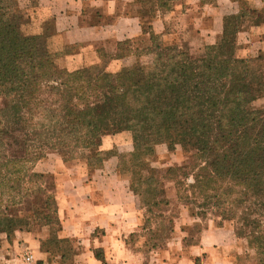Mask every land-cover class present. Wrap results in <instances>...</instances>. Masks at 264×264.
Listing matches in <instances>:
<instances>
[{
	"label": "trees",
	"instance_id": "16d2710c",
	"mask_svg": "<svg viewBox=\"0 0 264 264\" xmlns=\"http://www.w3.org/2000/svg\"><path fill=\"white\" fill-rule=\"evenodd\" d=\"M241 27L239 19L228 20L220 42L201 55L153 34L146 44V35L135 55L151 56L150 63L115 74L98 66L72 73L56 64L42 37L22 33L18 0H0V232H10L11 208L30 196L25 186L42 189L46 176L36 165L49 151L66 161L86 158L94 170L118 158V173L128 175L131 192L148 208L160 205L161 189L145 160L157 145L175 142L195 151L186 165L166 172H191V183H176L185 188L178 199L188 207L203 201L198 217L211 205L264 264V108L255 107L264 100V57L237 56ZM124 132L133 136V154L100 150L102 138ZM44 204V221L56 214L59 239L70 240L60 238L58 199ZM75 254L63 252L61 263Z\"/></svg>",
	"mask_w": 264,
	"mask_h": 264
},
{
	"label": "crops",
	"instance_id": "0c3cea01",
	"mask_svg": "<svg viewBox=\"0 0 264 264\" xmlns=\"http://www.w3.org/2000/svg\"><path fill=\"white\" fill-rule=\"evenodd\" d=\"M26 5L30 35L42 37L56 64L72 73L95 66L118 73L138 58V42L151 34L166 46L203 54L220 42L231 18L242 24L237 56L264 57V0H26ZM103 144L110 150L114 140L106 137ZM117 159L100 170L78 166L75 175L47 159L36 165L37 172L56 177L60 238L80 241L74 264H253L234 230L213 225L189 248L176 229L165 253L146 263L126 242L139 229L142 210L129 180L118 173Z\"/></svg>",
	"mask_w": 264,
	"mask_h": 264
},
{
	"label": "rangeland",
	"instance_id": "374dc122",
	"mask_svg": "<svg viewBox=\"0 0 264 264\" xmlns=\"http://www.w3.org/2000/svg\"><path fill=\"white\" fill-rule=\"evenodd\" d=\"M18 4L22 12V33L26 36H31L30 34L33 31L30 29L31 20L29 12L27 11L26 0H18ZM148 40L149 38L147 37L143 42L148 44ZM40 43L42 45L44 44L42 38L40 39ZM143 46L144 44H142ZM178 48L181 51H184L186 48L189 49L188 47ZM150 60L151 58H148V56H141L133 60L131 66L137 62L148 64ZM99 68L104 69L105 67L101 66ZM1 106L2 99L0 98ZM255 107L260 109L264 108V100L256 102ZM106 137H111L114 140L113 148L110 149L111 151L123 155H131L134 153V141L130 132L105 136L101 139L100 150H104L103 141ZM193 152L195 151L193 150ZM193 152H186L181 145L175 142L163 143L157 145L154 149V155L145 160L147 173L160 180L161 195L158 201L161 203L157 207L151 205L148 208H141L139 229L135 234L129 236L126 242L135 252L140 253L146 259V263L153 262L156 255H160L161 252L165 253L174 237L176 229L183 232L185 237L183 242L186 248L197 244L201 232L211 225L217 228L221 226L222 228L227 227L235 230V224L223 221L219 214L212 212L211 205H205V208L210 211L206 216L198 217L200 215H196V212L200 209L198 207L203 205V201L198 200V203L188 207L184 201L178 199V193H182L185 188L183 187V190L180 191L176 183L179 181L191 183V172L188 171L186 175L178 174L175 177L167 175L166 172L169 169L186 165L188 159L194 154ZM46 159L54 165H66L72 175H75V168L78 166L87 165L88 168L90 167V161L86 158L66 161V154L64 155L59 152L49 151ZM89 169L90 171L94 170L93 168ZM142 172L146 173L143 170ZM43 175L46 176V180H44L42 189L40 191H32L31 186L26 185L25 187L30 189V196L24 198L25 201L22 204L10 210V218H13L11 230L9 233L0 232V264H28L26 262L28 255L34 256L31 264H74L71 261L61 263L60 256L66 251L70 254L74 252L80 241L73 239L68 241L60 240L58 236L60 224L56 221V214L52 213V222L47 224L44 221V214L42 217V211L39 210V206H43L50 196L57 198L55 175L53 173H43ZM123 177L128 179V175ZM190 209H194L195 214ZM238 216H242V214ZM17 219L22 221L18 222ZM236 238L246 243L247 260L254 264V250L251 248L249 240L246 237Z\"/></svg>",
	"mask_w": 264,
	"mask_h": 264
},
{
	"label": "built area",
	"instance_id": "2783aa9c",
	"mask_svg": "<svg viewBox=\"0 0 264 264\" xmlns=\"http://www.w3.org/2000/svg\"><path fill=\"white\" fill-rule=\"evenodd\" d=\"M33 260H34V256L33 255H28V257L26 258V262L28 264H31L33 262Z\"/></svg>",
	"mask_w": 264,
	"mask_h": 264
}]
</instances>
